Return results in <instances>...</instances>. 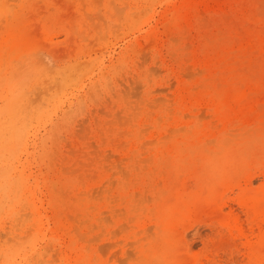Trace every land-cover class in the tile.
Listing matches in <instances>:
<instances>
[{"label":"rangeland","instance_id":"1","mask_svg":"<svg viewBox=\"0 0 264 264\" xmlns=\"http://www.w3.org/2000/svg\"><path fill=\"white\" fill-rule=\"evenodd\" d=\"M185 2L0 0V264H257L263 101L224 104L216 53L264 20L252 0ZM11 99L30 111L6 130Z\"/></svg>","mask_w":264,"mask_h":264},{"label":"bare ground","instance_id":"2","mask_svg":"<svg viewBox=\"0 0 264 264\" xmlns=\"http://www.w3.org/2000/svg\"><path fill=\"white\" fill-rule=\"evenodd\" d=\"M206 1V3H207V6H210V4L212 3V4H219V5H221V4H230V5H233L234 4V0H187V2H185L186 4H188L189 5V3L191 4V7L194 5V4H196V3H202L203 4V2H205ZM263 1L264 0H252V2H251V4H250V7L246 10L248 13H250L252 16L250 17L249 16V14H248V16L250 17V19L252 18L253 20H255L256 22L257 21H263L264 20V4H263ZM184 2V1H183ZM261 7H260V6ZM197 6V5H196ZM185 7H186V5H185ZM181 8V7H180ZM200 8V7H199ZM182 9V8H181ZM187 9H188V7H187ZM241 9V8H240ZM180 10V9H179ZM183 10H184V8H183ZM194 10V9H193ZM242 10V9H241ZM195 11H197V10H195ZM246 11H245V13H246ZM183 12V11H182ZM182 12H180L179 11V14H178V17L177 18H180L181 19V17L182 18H189V15H190V13H189V15H184V14H182ZM189 12V11H188ZM188 14V13H187ZM247 14V13H246ZM246 16V15H245ZM192 17V16H191ZM253 23V22H252ZM264 23V22H263ZM234 25V24H233ZM250 26V25H249ZM260 26V25H259ZM250 28V27H249ZM261 28H263V27H261ZM211 33V32H210ZM219 33V32H218ZM218 33H216V35L218 34ZM221 33V32H220ZM220 33L218 34V36L220 35ZM225 33V32H224ZM223 33V34H224ZM240 33V32H239ZM225 34H227V33H225ZM212 35H213V33H212ZM203 37V36H202ZM205 37V36H204ZM87 38V37H86ZM204 39H206V38H204ZM212 39V38H211ZM221 38H218V40H220ZM225 39V38H224ZM207 40V39H206ZM222 40V39H221ZM235 39H233V41H234ZM236 40H238V39H236ZM207 42H208V40H207ZM213 42V40L212 41H210V43H212ZM210 43H208V44H210ZM237 43V42H236ZM235 43V44H236ZM225 45V44H224ZM186 47H188V45H186ZM216 48V47H215ZM228 50H227V54H222V56H221V54H218V53H216L217 55H218V59H217V63H218V65L222 68V71L224 72H222L223 74H224V83L222 84L223 86H222V89L220 90L219 89V83H217V85H214V91H221L220 93H219V97H223L224 99H223V102H224V104L225 105H227L228 104V101L230 100V98L234 95L235 96V98H238L237 99V104H238V107H237V110H236V112H238V113H241V112H243V113H252V112H254V107L260 102V98H262L261 100L263 101V105H261V104H258L259 105V107H261V108H263L264 107V34H262L261 33V35H258V34H255V33H252V34H250L249 36H247V37H245V38H243L242 39V41H241V43H240V46H239V53L238 54H240L241 56H243V55H245V57H246V59L244 60V61H242V62H240V60H239V58H241L240 56H238V54H237V50L235 49V46H233V43H232V41H229L228 42ZM186 49H188V48H186ZM212 49V48H211ZM181 51H182V49H181ZM252 51H256V53H257V58H258V60L256 61V63H254V60H253V57H252ZM144 53V52H143ZM149 53V52H148ZM255 53V52H254ZM145 54V53H144ZM189 54V53H188ZM146 55V54H145ZM186 55V54H185ZM211 55V54H210ZM184 56V55H183ZM185 57V56H184ZM190 58V57H189ZM180 60V59H179ZM185 60V59H184ZM189 61L190 59H186V61ZM158 62V61H157ZM139 64V63H138ZM75 66V65H74ZM214 66H216V64H215V61H214V63L212 64V66L211 67H214ZM142 67V66H141ZM210 67V68H211ZM140 68V67H139ZM197 70V69H196ZM149 71V70H148ZM199 72H201L200 70H198ZM204 72V71H203ZM46 73V72H45ZM53 73V72H52ZM202 73V72H201ZM205 73V72H204ZM47 74V73H46ZM75 74V73H74ZM199 75V74H198ZM194 78V77H193ZM192 78V79H193ZM191 79V80H192ZM56 80H58L57 78H56ZM207 80V79H206ZM216 80H217V78H216ZM214 83V82H213ZM55 84V83H54ZM201 85H199L198 87H200ZM45 88V87H44ZM60 88V87H59ZM173 88V87H172ZM171 88V89H172ZM37 89V88H36ZM53 89V88H52ZM196 89V88H195ZM194 89V90H195ZM209 89V88H208ZM12 90V89H11ZM15 90V89H14ZM28 90V89H27ZM46 90V89H45ZM54 90V89H53ZM9 91V90H8ZM13 91V90H12ZM11 91V92H12ZM40 93L41 92H39L38 93V91H37V93L36 94H39L40 95ZM46 94V93H45ZM15 96V95H14ZM36 97V99H37V95H35ZM167 96H169V95H167ZM9 97V96H8ZM19 97V96H18ZM21 97V96H20ZM40 97V96H39ZM171 97V96H170ZM24 98H25V96H24ZM22 99V98H21ZM176 99V98H175ZM28 100V99H27ZM185 100V99H184ZM183 100V101H184ZM5 101V100H4ZM18 101V100H17ZM29 101V100H28ZM32 103H31V105H33L34 103H36V101H34V100H30ZM153 101H155V100H153ZM171 101V100H170ZM158 102V101H157ZM10 104H9V115L11 116L10 118H8V119H10V120H7L6 122H5V126H4V129H6V130H10V129H16V127H14L15 125H14V122H15V117H13V115L14 116H16V114H19L21 117L22 116H24V113H25V111H26V108H24V103L23 104H21L22 106L21 107H18L17 109L18 110H16V106L18 105V103L16 102V99H11L10 100V102H9ZM16 103H17V105H16ZM26 103V102H25ZM29 103V102H28ZM154 103H156V102H154ZM163 103V102H162ZM19 104V105H20ZM43 104V103H42ZM168 104V103H167ZM177 104V103H176ZM186 104V103H185ZM27 105V104H26ZM30 105V104H29ZM28 105V106H29ZM147 106H148V104H146ZM157 105V104H156ZM258 105H257V107H258ZM261 105V106H260ZM6 106H7V104H6ZM5 106V107H6ZM28 106H25V107H28ZM150 106V105H149ZM37 107V106H36ZM153 107V106H152ZM35 110H37L35 107H33ZM32 108V109H33ZM150 108V107H149ZM153 108H155V107H153ZM261 108H257V109H259L260 111H261ZM6 109V108H5ZM28 109V108H27ZM31 109V108H30ZM39 109V108H38ZM7 110V109H6ZM34 110V111H35ZM134 110V109H133ZM30 111V110H29ZM29 111H27V112H29ZM26 112V113H27ZM33 112V111H32ZM31 112V113H32ZM259 112V111H258ZM25 113V114H26ZM260 113H262V115H261V117L263 118V120H262V123H260V124H262L263 126H264V109L262 110V112H260ZM259 113V114H260ZM29 114V113H28ZM135 114H136V112H135ZM153 114V113H152ZM201 114V113H200ZM199 114V115H200ZM203 114V113H202ZM7 115V114H6ZM17 116V118H19L20 116ZM134 115V114H133ZM149 115V114H148ZM27 116V115H26ZM152 116V115H151ZM7 118V117H6ZM159 118V117H158ZM157 118V119H158ZM26 119V118H25ZM130 119V118H129ZM129 119H128V121H129ZM18 120V119H17ZM27 120V119H26ZM158 121V120H157ZM159 121H160V119H159ZM199 121V120H198ZM2 122H3V120H2ZM17 122H19V121H17ZM21 122H23L22 120H21ZM20 122V123H21ZM249 123V122H248ZM18 124V123H17ZM25 125H26V123H24ZM120 125V124H119ZM261 125V126H262ZM2 126V127H3ZM20 126V125H19ZM122 126V125H121ZM20 127H22V126H20ZM191 127V126H190ZM23 128V127H22ZM183 128V127H182ZM188 128H189V126H188ZM187 128V129H188ZM242 128V127H241ZM184 129V128H183ZM1 130V129H0ZM6 130H4V131H6ZM142 130V129H141ZM145 131H147L148 129H144ZM178 130V129H177ZM236 130V129H235ZM257 131H255V129L253 130V131H255V133L256 132H258V129H256ZM260 130L262 131V130H264L263 128L261 129L260 128ZM2 131H3V129H2ZM11 131H13V130H11ZM11 131H9V132H11ZM143 131V130H142ZM144 131V132H145ZM172 131V130H171ZM174 131H175V129H174ZM7 132V131H6ZM8 132V133H9ZM17 132H18V130H17ZM23 132V131H22ZM181 132V131H180ZM246 132V131H245ZM248 132H249V130H247V134L246 133H244V135L246 134V135H248ZM13 133H14V131H13ZM127 133V132H126ZM125 133V134H126ZM254 133V132H253ZM254 133V134H255ZM260 133V132H259ZM262 133V132H261ZM260 133V134H261ZM25 134H26V132H25ZM169 134V133H168ZM253 134V135H254ZM264 134V133H263ZM3 135V134H2ZM11 135H12V133H11ZM15 135V134H14ZM118 135V134H117ZM155 135V134H154ZM228 135V134H227ZM231 135V137H234V135L232 136V134H229V136ZM237 135H239V134H237ZM243 135V134H242ZM241 135V136H242ZM25 136V135H24ZM176 136V135H175ZM250 136H252V135H250ZM11 137V136H10ZM16 137V136H15ZM21 137H22V134H21ZM168 136H164V138H167ZM247 137H249V136H247ZM9 138V137H8ZM7 138V139H8ZM164 138H162V139H164ZM246 138V137H245ZM251 138V137H250ZM259 138V137H258ZM257 138V139H258ZM12 139V138H11ZM16 139V138H15ZM235 137H234V141H235ZM239 139H241V138H239ZM254 139H256L255 137H254ZM261 139H263V138H261ZM1 140H3V138L1 139ZM5 140V139H4ZM3 140V141H4ZM224 141L226 140V141H228V140H230V141H232L233 139H228V138H225V139H223ZM251 140V139H250ZM259 140V139H258ZM5 141H7V140H5ZM9 141H11L10 139H9ZM112 141V140H111ZM159 141V140H158ZM222 141V140H221ZM223 141V142H224ZM219 142V141H218ZM246 142H248L247 140H246ZM254 142V141H253ZM257 142V141H256ZM264 142V141H263ZM3 143V142H2ZM7 143H8V141H7ZM7 143H5V145H7ZM16 143H17V140H16ZM15 143V144H16ZM18 143H20V145H21V142H18ZM123 143V142H122ZM252 143V142H251ZM10 144V143H9ZM146 144V143H145ZM207 144V143H206ZM23 145V144H22ZM115 145H117V144H115ZM122 145V144H121ZM142 145V144H141ZM144 145V144H143ZM151 145V144H150ZM208 145V144H207ZM214 145V144H213ZM240 145V144H239ZM242 145V144H241ZM1 146V145H0ZM16 145H14V143H13V145L12 146H10L9 145V147L10 148H8V149H11V148H14ZM224 146L226 147V145H225V142H224ZM223 146V147H224ZM250 146V145H249ZM20 147V146H19ZM125 147V146H124ZM143 147V146H142ZM199 147V146H198ZM221 147V146H220ZM251 147V146H250ZM264 147V146H263ZM6 148V149H7ZM16 148H17V146H16ZM116 148H118V147H116ZM197 148V147H196ZM195 148V149H196ZM0 149H1V147H0ZM7 149V150H8ZM143 149H144V147H143ZM2 150V149H1ZM14 150H15V148H14ZM13 150V151H14ZM16 150H18V149H16ZM184 150V149H183ZM223 150V149H222ZM243 150V149H242ZM10 151V150H9ZM125 151V150H124ZM207 151V150H206ZM250 151V150H249ZM5 152V151H4ZM7 152V151H6ZM15 152V151H14ZM184 152V151H183ZM224 152V151H223ZM2 153V152H1ZM16 153V152H15ZM69 152H67V154H68ZM89 153H91V152H89ZM191 153V152H190ZM220 153H221V151H220ZM220 153H218V152H216L215 153V155L216 154H220ZM245 153V152H244ZM10 154H11V152H10ZM14 154V153H13ZM13 154H12V156H13ZM193 154V153H192ZM191 154V155H192ZM3 155H5V154H3ZM7 155H9V153L8 154H6V156ZM142 155V154H141ZM215 155H212V156H215ZM94 156H95V154H94ZM99 156V155H98ZM16 157V156H15ZM82 157H84V156H82ZM107 157V156H106ZM248 158H249V156H247ZM2 158H4V157H2ZM215 157H213V159H214ZM258 158V157H257ZM6 159V158H5ZM88 159V158H87ZM86 159V160H87ZM93 159V158H92ZM7 160V159H6ZM5 160V161H6ZM90 160V159H89ZM118 160V159H117ZM123 160H125V159H123ZM91 161V160H90ZM146 161V160H145ZM197 161H199V159L197 160ZM97 162H99V161H97ZM2 163V162H1ZM79 163V162H78ZM63 164V163H62ZM75 164V162L72 164V165H74ZM81 164V163H80ZM198 164V163H197ZM1 165V164H0ZM3 165V164H2ZM82 165V164H81ZM83 165H84V163H83ZM88 165H89V163H88ZM86 166V165H85ZM92 166V165H91ZM118 167H119V165H117ZM1 167V166H0ZM13 167V166H12ZM84 167V166H83ZM88 167V166H87ZM117 167V168H118ZM136 167V166H135ZM3 168V167H2ZM14 168V167H13ZM120 168V167H119ZM137 168V167H136ZM4 169H6V168H4ZM9 170H11L10 168H8ZM7 169V170H8ZM73 170H76V171H78L77 170V168L76 169H73ZM107 170V169H106ZM208 170V169H207ZM8 173V172H7ZM72 173H74V172H72ZM2 174V173H1ZM12 174V173H11ZM70 174V173H69ZM113 174V173H112ZM118 174V173H117ZM164 174V173H163ZM8 175V174H7ZM6 175V176H7ZM17 175V174H16ZM82 175V174H81ZM122 175H124L125 176V173L123 174L122 173ZM127 176V175H126ZM1 177V176H0ZM3 177H4V175H3ZM2 177V178H3ZM79 177H81L80 176V174H79ZM85 177V176H84ZM19 178H20V176H19ZM79 179V178H78ZM5 180V179H4ZM3 180V181H4ZM7 180H8V178H7ZM11 180H13V179H11ZM82 180V179H81ZM125 180H127V179H125ZM17 180H15V182H16ZM19 181V180H18ZM21 182V181H20ZM113 182H115V181H113ZM107 183V182H106ZM110 183V182H109ZM160 183V182H159ZM11 184V183H10ZM15 184V183H14ZM17 184V183H16ZM16 184H15V186H16ZM105 184V183H104ZM104 184H102V185H104ZM112 184V183H111ZM111 184H109V185H111ZM82 185V184H81ZM19 186V185H18ZM22 186H23V184H22ZM24 186H25V184H24ZM112 186V185H111ZM39 187V186H38ZM54 187V186H53ZM101 187H103V186H101ZM5 188V187H4ZM18 188V187H17ZM24 188V187H23ZM55 188V187H54ZM155 188V187H154ZM96 189V188H95ZM220 189V188H219ZM17 190V189H16ZM5 192V191H4ZM13 192V191H12ZM109 192V191H108ZM37 193V192H36ZM61 193V192H60ZM98 193H99V191H98ZM136 193V192H135ZM85 193H83L82 195H84ZM88 194V193H87ZM100 194V193H99ZM102 194V193H101ZM256 195L254 196V197H252L251 196V199H249L250 200V202L248 203V204H246L249 208H250V211L258 218V219H260V226H259V228H260V230H261V235H260V238H259V240L257 241V242H251V241H249V242H247V245L246 246H248V249H249V261H255L257 264H264V255H262V252L260 251L261 249L260 248H263L264 247V227H263V225H264V189L262 190V191H260V192H257V193H255ZM2 195V194H1ZM37 195H38V193H37ZM79 195H81V193L79 194ZM93 195V194H92ZM136 196H137V194H135ZM6 196V195H5ZM97 196H98V194H97ZM101 196V195H100ZM168 196H169V194H168ZM88 197V196H87ZM90 197V196H89ZM96 197V196H95ZM38 198H40V197H38ZM91 198H92V196H91ZM172 198V196L169 198V199H167L168 201L169 200H172L171 199ZM8 199H10L9 197H8ZM32 199H33V197H32ZM148 199H149V197H148ZM3 200H4V198H3ZM11 200V199H10ZM9 200V201H10ZM97 200V199H96ZM143 200H144V198H143ZM157 200V199H156ZM82 201V200H81ZM135 201V200H134ZM140 201V200H139ZM138 201V202H139ZM146 201V200H145ZM144 201V202H145ZM149 201H147V203H148ZM3 203V202H2ZM143 203V202H142ZM9 204V203H8ZM139 204V203H138ZM5 205V204H4ZM11 205V204H10ZM181 205V204H180ZM9 208H10V206H9ZM13 207H11V209H12ZM16 208V207H15ZM143 208V207H142ZM1 209V208H0ZM5 209V208H4ZM44 209V208H43ZM138 209V208H137ZM172 210V209H171ZM20 211H21V209H20ZM19 211V212H20ZM117 211V210H116ZM115 211V212H116ZM150 211V210H149ZM118 212V211H117ZM103 213H105V212H103ZM24 216H27V214L25 215V214H23ZM118 215V214H117ZM120 215V214H119ZM118 215V216H119ZM178 215V214H177ZM69 217V216H68ZM72 217V216H71ZM108 217V216H107ZM114 217H115V215H114ZM177 218V217H176ZM181 218V217H180ZM17 219V218H16ZM72 219V218H71ZM104 219H106V218H104ZM103 219V221L105 222V220ZM134 219V218H133ZM48 220V219H47ZM74 220V219H73ZM184 220V219H183ZM183 220H181V221H183ZM21 221V220H20ZM25 221V220H24ZM86 221V220H85ZM180 221V222H181ZM237 221V220H236ZM77 222V221H76ZM106 222H107V219H106ZM105 222V223H106ZM238 223V222H237ZM237 223H235V225L233 226L232 225V227L233 228H236V229H241V227L237 224ZM19 224V223H18ZM225 224V223H224ZM17 225V224H16ZM21 225H23V224H21ZM33 226H34V224H32ZM125 225V224H124ZM13 226V225H12ZM15 226V225H14ZM49 226V225H48ZM93 226V225H92ZM231 226V225H230ZM119 227V226H118ZM128 228V227H127ZM148 228V227H147ZM93 229V228H92ZM91 229V230H92ZM125 229V228H124ZM149 229V228H148ZM151 229V228H150ZM158 230H160L159 228H157ZM78 230V229H77ZM122 231V230H121ZM241 231V230H240ZM243 231V230H242ZM141 232V231H140ZM159 232V231H158ZM25 233V232H24ZM113 232H111V234H112ZM115 233V232H114ZM118 233H120V232H118ZM117 233V234H118ZM151 233V232H150ZM77 234V233H76ZM137 234V233H136ZM147 234V233H146ZM9 235V234H8ZM85 235V234H84ZM102 235V234H101ZM100 235V236H101ZM112 235H114V234H112ZM244 235H246V234H244ZM1 237H2V235H0ZM81 236V235H80ZM15 237V236H14ZM79 237V236H78ZM84 237V236H83ZM113 236H111V238H112ZM151 237V236H150ZM225 237V236H224ZM224 237H222V238H224ZM4 238V237H3ZM22 238H25V237H22ZM94 238V237H93ZM147 238H149V237H147ZM227 238V237H226ZM83 239V238H82ZM98 239V238H97ZM154 239V238H153ZM12 240V239H11ZM80 240V239H79ZM96 240V239H95ZM13 241V240H12ZM36 241V240H35ZM89 241H90V239H89ZM92 241V240H91ZM97 241V240H96ZM9 242V241H8ZM85 242H87V241H85ZM29 243V242H28ZM115 243H117V242H115ZM119 243H120V241H119ZM128 243V242H127ZM107 244V243H106ZM108 244H110V243H108ZM112 244H114V243H112ZM65 245V244H64ZM115 245V244H114ZM231 245H232V243H231ZM104 246H106V245H104ZM103 246V247H104ZM108 246V245H107ZM106 246V247H107ZM111 246V245H110ZM116 246V245H115ZM132 246V245H131ZM130 246V247H131ZM28 247V246H27ZM102 247V248H103ZM112 247V246H111ZM88 248V247H87ZM86 248V249H87ZM105 248V247H104ZM48 249H50V247L48 248ZM47 249V250H48ZM13 250V249H12ZM47 250H46V252H47ZM107 250V249H106ZM27 251V250H26ZM99 251V250H98ZM101 251H103V250H101ZM118 251V250H117ZM116 251V252H117ZM126 251H128V250H126ZM23 252V251H22ZM45 252V253H46ZM130 253H132V252H130ZM19 254V253H18ZM17 254V255H18ZM104 251H103V256H104ZM113 254V253H112ZM118 254V253H117ZM126 254H127V252H126ZM133 254H135V253H133ZM132 254V255H133ZM42 255L44 256L45 254L44 253H42ZM57 255H59V254H57ZM16 256V255H15ZM45 256H47V255H45ZM115 256V255H114ZM12 257V256H11ZM18 257V256H17ZM21 257V256H20ZM53 257V256H52ZM67 257L68 256H66V259H67ZM128 257V256H127ZM126 257V258H127ZM25 258H26V256H25ZM117 258V257H116ZM130 258V257H129ZM133 258H134V256H133ZM138 258V257H137ZM22 259H23V257H22ZM29 259H30V257H29ZM57 259V258H56ZM135 259V258H134ZM159 259V258H158ZM157 259V260H158ZM45 260V259H44ZM111 260V259H110ZM109 260V261H110ZM125 260V259H124ZM28 261H30V260H28ZM40 261V260H39ZM54 261V260H53ZM155 261V260H154ZM159 261V260H158ZM40 262H42V261H40ZM40 262H38L39 264H40ZM49 262V261H48ZM120 262V261H119ZM126 262V261H125ZM192 262V261H191ZM163 263V262H162ZM162 263H160V264H162ZM10 264V263H9ZM29 264V263H28ZM42 264V263H41ZM124 264V263H123ZM168 264H177V263H168Z\"/></svg>","mask_w":264,"mask_h":264}]
</instances>
